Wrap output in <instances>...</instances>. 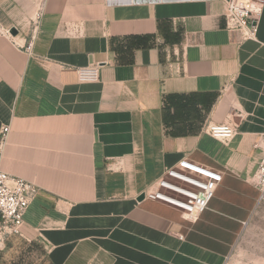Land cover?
<instances>
[{"label":"crops","instance_id":"0c3cea01","mask_svg":"<svg viewBox=\"0 0 264 264\" xmlns=\"http://www.w3.org/2000/svg\"><path fill=\"white\" fill-rule=\"evenodd\" d=\"M225 1L0 0L1 168L38 187L7 264H264V9L243 40ZM182 158L223 172L197 218L138 200Z\"/></svg>","mask_w":264,"mask_h":264},{"label":"built area","instance_id":"2783aa9c","mask_svg":"<svg viewBox=\"0 0 264 264\" xmlns=\"http://www.w3.org/2000/svg\"><path fill=\"white\" fill-rule=\"evenodd\" d=\"M225 3L227 29L240 32L243 40L256 39L264 0H226ZM40 15L41 10L37 13L38 17ZM33 41L34 36L27 44V50L32 49ZM97 72L98 66L79 68V80H95ZM237 127L235 122L228 121L211 123L207 130L214 137L230 140L236 135ZM9 133L10 126L3 125L0 130V246L13 234L23 235L25 214L38 191L34 183L2 170L1 157ZM260 145L264 148V136L260 139ZM222 181V171L182 158L174 166L166 168L164 174L143 194L144 198L174 206L197 218L208 209ZM253 183L261 191V198H264V155Z\"/></svg>","mask_w":264,"mask_h":264},{"label":"rangeland","instance_id":"374dc122","mask_svg":"<svg viewBox=\"0 0 264 264\" xmlns=\"http://www.w3.org/2000/svg\"><path fill=\"white\" fill-rule=\"evenodd\" d=\"M19 257H21V259H19V262L21 264H32L35 262V259L37 258L38 255L31 253L28 254L29 252L27 251V253L24 254V250L20 249L19 251ZM34 259V262H33ZM7 251H5V249H0V264H7ZM237 263V262H235ZM233 264V263H232ZM240 264H247V260H244L242 262H240Z\"/></svg>","mask_w":264,"mask_h":264},{"label":"water","instance_id":"95a60500","mask_svg":"<svg viewBox=\"0 0 264 264\" xmlns=\"http://www.w3.org/2000/svg\"><path fill=\"white\" fill-rule=\"evenodd\" d=\"M10 32L13 34V35H17L18 34V31H17V29L16 28H12L11 30H10ZM144 194L142 193L140 196H139V198H138V200H142V199H144Z\"/></svg>","mask_w":264,"mask_h":264}]
</instances>
